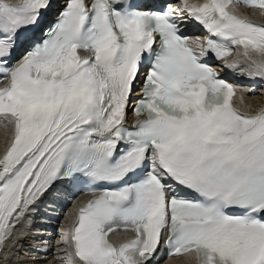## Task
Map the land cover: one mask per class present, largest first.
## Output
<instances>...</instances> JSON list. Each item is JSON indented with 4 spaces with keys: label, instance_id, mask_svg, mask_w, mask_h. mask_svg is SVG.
<instances>
[{
    "label": "snow or ice",
    "instance_id": "1",
    "mask_svg": "<svg viewBox=\"0 0 264 264\" xmlns=\"http://www.w3.org/2000/svg\"><path fill=\"white\" fill-rule=\"evenodd\" d=\"M52 3L0 0V261L67 183L92 197L59 230L62 264H153L161 247L194 264H264V108L238 110L243 86L222 75L264 81V24L237 11L264 17V0H65L10 66ZM189 21L203 39L184 34Z\"/></svg>",
    "mask_w": 264,
    "mask_h": 264
},
{
    "label": "bare ground",
    "instance_id": "2",
    "mask_svg": "<svg viewBox=\"0 0 264 264\" xmlns=\"http://www.w3.org/2000/svg\"><path fill=\"white\" fill-rule=\"evenodd\" d=\"M247 12L251 13L252 11L248 10ZM254 15L264 20V17L258 14ZM255 82L257 86L260 82L264 83V81L260 79H255ZM253 84L254 83H251V85ZM247 85L248 84H245V86ZM241 92L245 93L244 91H240L236 99L242 108H247L251 112L264 108V86L259 88L254 95L245 93L243 102L240 100ZM129 116L131 115L129 114ZM6 131L8 130L0 123V153L4 151L8 139L5 135ZM38 212L39 210L32 216L34 221L32 226L31 223H29L17 229L15 239L12 244L9 245L8 250L3 253V257L7 264H62V260L57 256V245L60 242L59 230L67 219L71 217L73 206L70 205L67 207L62 216L55 213L56 210H53L50 213L53 216L46 221L47 225L40 224ZM41 221H43V219ZM0 264H3V261H0ZM153 264H192V261L189 257H178L165 261L159 259L153 262Z\"/></svg>",
    "mask_w": 264,
    "mask_h": 264
}]
</instances>
